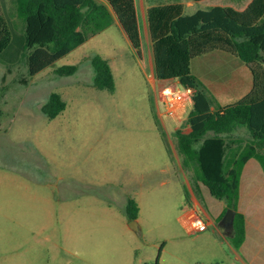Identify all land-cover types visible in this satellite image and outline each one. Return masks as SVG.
I'll use <instances>...</instances> for the list:
<instances>
[{
	"label": "rangeland",
	"instance_id": "374dc122",
	"mask_svg": "<svg viewBox=\"0 0 264 264\" xmlns=\"http://www.w3.org/2000/svg\"><path fill=\"white\" fill-rule=\"evenodd\" d=\"M135 2L141 58L114 18L30 77L16 44L24 34L23 21L12 0H0L15 39L0 57V264H237L222 226L221 234L212 228L187 231L182 217L192 198L213 218L226 202L205 188L193 189L194 172L181 165L175 149V132L187 126L191 99L177 115H166L150 76L146 9L179 3L192 14L204 7L191 0ZM225 54L228 59L217 67L227 71L226 77L246 69ZM95 56L111 67L113 93L92 87ZM65 65L78 69L71 76L54 74ZM192 68L220 104L241 98L217 86L225 78L215 81L212 53L194 59ZM52 93L60 95L65 109L49 120L41 108ZM234 135L246 138L247 132L238 128ZM129 199L137 204L136 219L126 212Z\"/></svg>",
	"mask_w": 264,
	"mask_h": 264
},
{
	"label": "trees",
	"instance_id": "16d2710c",
	"mask_svg": "<svg viewBox=\"0 0 264 264\" xmlns=\"http://www.w3.org/2000/svg\"><path fill=\"white\" fill-rule=\"evenodd\" d=\"M204 9L184 13L183 4L151 6L145 18L150 42L153 76L177 81L191 91L192 108L186 122L188 133L175 132V149L184 168L194 172L193 189L202 185L216 200L234 210L231 243L238 249L245 239L244 216L237 210L242 169L255 159L264 172V0H191ZM16 17L23 21L24 34L16 44L30 77L43 71L89 38L117 20L133 51L141 58L140 23L135 0H12ZM15 42L9 21L0 10V57ZM223 51L248 68L252 86L235 103L221 105L191 72L194 59ZM92 87L113 93L114 77L107 60L95 56ZM77 65L54 70L71 76ZM26 83V80H23ZM65 109L57 93L42 106L49 120ZM1 116V110H0ZM244 128L247 137L234 135ZM126 212L136 219L133 199ZM160 251L158 253V259Z\"/></svg>",
	"mask_w": 264,
	"mask_h": 264
},
{
	"label": "crops",
	"instance_id": "0c3cea01",
	"mask_svg": "<svg viewBox=\"0 0 264 264\" xmlns=\"http://www.w3.org/2000/svg\"><path fill=\"white\" fill-rule=\"evenodd\" d=\"M222 52L223 51L212 52V75H214L213 77L215 81H217L219 78H225L224 82L217 84L219 89H225L227 87L229 89L231 88L234 91L240 93L242 98L251 89V74L249 73V70L246 66L245 70L239 69V65L236 63L235 65L236 68L239 69V73H236L235 76H232V78L230 77L231 75L226 77L227 71L217 67L221 61L223 62L228 59L227 55L225 54L226 52ZM192 65L193 61L191 63V72L202 83H204L201 79V76L193 72ZM151 67L153 68V65H151ZM213 82L214 81L212 79V83ZM214 87H216V85ZM181 131L183 133H188L190 128L187 125L185 129ZM203 188L204 187L202 185H199V189L206 192ZM204 194L206 195L207 193ZM204 200L205 197H203V201ZM212 203H214V201H212ZM190 205L191 206L189 209L195 210L201 218L212 223V226H210L207 230L212 228V230L221 234L219 227H221V222L225 215L224 211L226 207L222 205L221 207H217L214 211L215 216L213 218L204 208H202L196 198H192V200H190ZM237 210L244 216L245 239L243 244L238 249L234 248L232 243H226V246L231 252H233L234 260L237 264H264V172L260 164L255 159H249L242 169L239 183ZM186 213L182 217L183 221L185 219ZM225 234L231 239L233 230L225 229Z\"/></svg>",
	"mask_w": 264,
	"mask_h": 264
},
{
	"label": "built area",
	"instance_id": "2783aa9c",
	"mask_svg": "<svg viewBox=\"0 0 264 264\" xmlns=\"http://www.w3.org/2000/svg\"><path fill=\"white\" fill-rule=\"evenodd\" d=\"M150 76L155 85L157 99L163 102L165 107V114L168 116L177 115L178 112L183 109L185 102L191 99V91L185 88L184 91L178 90L175 85L178 82L174 80H156L153 76V72ZM184 221L187 231L190 234L202 233L212 226L210 221L201 218L193 209L187 211Z\"/></svg>",
	"mask_w": 264,
	"mask_h": 264
},
{
	"label": "water",
	"instance_id": "95a60500",
	"mask_svg": "<svg viewBox=\"0 0 264 264\" xmlns=\"http://www.w3.org/2000/svg\"><path fill=\"white\" fill-rule=\"evenodd\" d=\"M233 217H234V210L228 209L222 219L221 226L225 229L231 230L232 229V223H233ZM136 222L132 221L129 223V227H134L136 226Z\"/></svg>",
	"mask_w": 264,
	"mask_h": 264
}]
</instances>
